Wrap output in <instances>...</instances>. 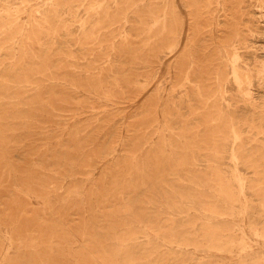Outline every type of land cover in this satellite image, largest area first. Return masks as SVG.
I'll return each mask as SVG.
<instances>
[{"label":"rangeland","instance_id":"1","mask_svg":"<svg viewBox=\"0 0 264 264\" xmlns=\"http://www.w3.org/2000/svg\"><path fill=\"white\" fill-rule=\"evenodd\" d=\"M0 131V264H264V0H0Z\"/></svg>","mask_w":264,"mask_h":264},{"label":"bare ground","instance_id":"2","mask_svg":"<svg viewBox=\"0 0 264 264\" xmlns=\"http://www.w3.org/2000/svg\"><path fill=\"white\" fill-rule=\"evenodd\" d=\"M251 74V73H250ZM1 132V131H0ZM4 140V139H3ZM18 177V176H17ZM12 186V185H11ZM9 196V195H8ZM10 208H11V206H10ZM21 209H22V207H21ZM21 209L19 210V211H21ZM6 211H7V209H6ZM14 214V213H13ZM20 214V213H19ZM19 214H17V215H19ZM130 215V214H129ZM17 219V218H16ZM199 219V218H198ZM213 225V224H212ZM16 226V225H15ZM11 228V227H10ZM16 229V228H15ZM10 230V229H9ZM13 230V229H12ZM11 232V231H10ZM10 237V236H9ZM13 241V240H12Z\"/></svg>","mask_w":264,"mask_h":264}]
</instances>
